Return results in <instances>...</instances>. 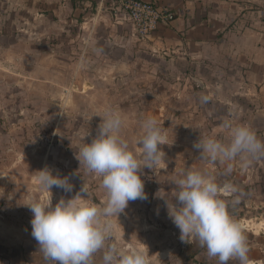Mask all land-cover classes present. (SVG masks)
Instances as JSON below:
<instances>
[{
  "label": "rangeland",
  "instance_id": "374dc122",
  "mask_svg": "<svg viewBox=\"0 0 264 264\" xmlns=\"http://www.w3.org/2000/svg\"><path fill=\"white\" fill-rule=\"evenodd\" d=\"M90 32L86 27L87 39ZM9 35L0 40V264H48L31 235L32 213L25 206L30 201L52 196L55 204L74 196L84 184L89 202L104 205L107 194L102 178L80 166L75 153L98 132L101 118L93 114L106 109L121 113V136L138 159L142 157L136 140L143 135L146 118L156 119L168 142L161 146L165 155L160 163L141 171L147 199L130 201L118 219L100 217L112 228L106 247L116 243L124 250H143L149 253L150 264H218L196 240L182 242L168 215L166 201L170 206L175 203L174 181L187 170H198L221 188L231 184L239 189L220 196L230 216L243 226L250 264H264V227L259 231L254 227L264 225V156L245 154L230 162H210L193 147L199 137L230 141V130L224 126L229 122L225 103L206 112L211 99L202 102L197 90L178 99L171 87L159 88L157 78L103 77L104 71L99 70L108 62L94 59L95 45L78 44L73 39L77 30L71 28L53 30L52 40L44 37L37 44L28 36L21 40L16 33ZM83 55L84 67L77 74L75 67ZM213 95L225 100V94ZM46 166L54 174L70 176L72 192L55 187L52 193L42 190L36 176ZM103 251L94 254L93 264H103Z\"/></svg>",
  "mask_w": 264,
  "mask_h": 264
},
{
  "label": "crops",
  "instance_id": "0c3cea01",
  "mask_svg": "<svg viewBox=\"0 0 264 264\" xmlns=\"http://www.w3.org/2000/svg\"><path fill=\"white\" fill-rule=\"evenodd\" d=\"M140 1L171 9L175 19L140 40L112 0H0V40L13 32L37 44L53 30H77L73 39L94 44L93 58L108 62L103 77L157 78L178 99L197 90L211 99L206 112L225 103V121L264 140V0Z\"/></svg>",
  "mask_w": 264,
  "mask_h": 264
},
{
  "label": "clouds",
  "instance_id": "9594fccd",
  "mask_svg": "<svg viewBox=\"0 0 264 264\" xmlns=\"http://www.w3.org/2000/svg\"><path fill=\"white\" fill-rule=\"evenodd\" d=\"M102 51V50H98ZM84 67V58L75 67L78 74ZM202 97V102H207ZM93 116L101 118L98 132L91 142H84L75 153L80 166L101 177V187L107 199L102 207L90 203L88 189L83 184L71 198H60L55 204L52 196L47 201L32 200L27 205L32 213L31 235L37 241L39 250L48 264H93L94 254L103 251V264H150L149 253L140 249L124 250L116 243L106 247L112 235L110 223H101L100 217H116L125 211L130 201L147 199L143 168H152L164 158L163 145L167 136L158 126L155 118L142 122L143 135L136 140L140 156L130 150L129 143L121 136L123 117L115 109H106ZM230 141L223 143L212 137L199 139L193 147L201 159L210 162H230L245 154L251 158L264 156V142L246 125H232ZM227 171H231L229 164ZM36 181L42 190L52 188L72 192L70 176L54 174L45 167L37 171ZM175 203H167L168 215L180 230L182 242L196 240L206 248L207 255L218 259V264L237 260L239 264H250L247 238L242 228L227 211V202L221 192L237 193L239 189L231 184L221 188L214 180L198 170H187L182 178L174 181Z\"/></svg>",
  "mask_w": 264,
  "mask_h": 264
},
{
  "label": "built area",
  "instance_id": "2783aa9c",
  "mask_svg": "<svg viewBox=\"0 0 264 264\" xmlns=\"http://www.w3.org/2000/svg\"><path fill=\"white\" fill-rule=\"evenodd\" d=\"M112 1L130 22L134 36L140 40L149 38L160 25L169 24L175 19V13L171 9L156 3L140 0Z\"/></svg>",
  "mask_w": 264,
  "mask_h": 264
},
{
  "label": "bare ground",
  "instance_id": "6f19581e",
  "mask_svg": "<svg viewBox=\"0 0 264 264\" xmlns=\"http://www.w3.org/2000/svg\"><path fill=\"white\" fill-rule=\"evenodd\" d=\"M249 223H250V222H249ZM252 226H253V225H252ZM241 227H243V226H241ZM254 227H256V229H257V230L255 229L256 231H259L260 229H263L264 225L262 224V222H260V223H256ZM255 230H254V231H255ZM261 232H262V230H261ZM254 233H256V232H254ZM257 233H258V232H257ZM257 233H256V234H257Z\"/></svg>",
  "mask_w": 264,
  "mask_h": 264
}]
</instances>
